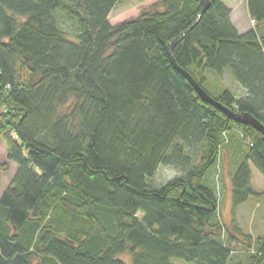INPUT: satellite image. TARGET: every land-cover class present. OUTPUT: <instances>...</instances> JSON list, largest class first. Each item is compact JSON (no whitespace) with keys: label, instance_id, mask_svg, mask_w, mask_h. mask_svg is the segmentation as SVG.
Wrapping results in <instances>:
<instances>
[{"label":"trees","instance_id":"1","mask_svg":"<svg viewBox=\"0 0 264 264\" xmlns=\"http://www.w3.org/2000/svg\"><path fill=\"white\" fill-rule=\"evenodd\" d=\"M120 1L0 0V146L17 166L0 197V264H264V234L239 229L242 258L224 238L211 175L232 148L234 208L246 202L263 135L205 102L167 51L195 24L178 65L206 92L229 69L245 93L212 97L264 124V0H247L256 27L242 34L229 0L200 18L203 0H162L112 25ZM163 164L182 174L153 186Z\"/></svg>","mask_w":264,"mask_h":264},{"label":"rangeland","instance_id":"2","mask_svg":"<svg viewBox=\"0 0 264 264\" xmlns=\"http://www.w3.org/2000/svg\"><path fill=\"white\" fill-rule=\"evenodd\" d=\"M162 0H147L140 2L138 0H121L111 11L109 15V23L116 25L125 20H130L138 17L145 10L151 9L153 6L160 3ZM231 9L234 8L233 24L238 31L245 33L250 29L256 27L245 7V0H233L225 2ZM232 7V8H231ZM65 27L72 31L70 22ZM259 30L264 32V27ZM210 72V71H208ZM208 82L204 83V87L213 97L218 95L222 87L228 88L233 94L242 96L245 93L244 88L235 80L229 69H226L222 75L211 74ZM213 83V84H212ZM216 85V86H215ZM232 148H225L223 156L225 161H218L216 169L211 171V175L216 178V185L218 193L220 194V214L224 222L225 231L224 238L228 239L229 236H234L240 240L233 242V246L237 247L239 251L236 253L237 257L242 258L244 237L239 236V229L245 234H251L252 238L260 237L264 234V175L260 170L252 164V187L256 193L251 195L246 202L234 208L233 205V192L231 182V166L237 162V152H231ZM224 164V165H223ZM17 170V166L8 161L7 148L5 142L0 146V197L4 189L9 185L10 179L13 177ZM182 174L181 167L174 165H161L158 168L155 176L152 177L153 186L161 187L169 180ZM211 178V177H210ZM241 251V252H240ZM123 258L127 264H132L128 255Z\"/></svg>","mask_w":264,"mask_h":264},{"label":"water","instance_id":"3","mask_svg":"<svg viewBox=\"0 0 264 264\" xmlns=\"http://www.w3.org/2000/svg\"><path fill=\"white\" fill-rule=\"evenodd\" d=\"M230 1H233V0H230ZM210 5H211V0H203L202 10H201L198 18H200V16L210 7ZM194 25H191L188 29H186L184 32H182L180 35H178L167 46L168 55H169V58H170L172 64L184 77H186L188 79V81L194 87L197 94L205 102L215 106L216 108H218L219 110L224 112L229 119H233L236 122L243 123L246 125H250L251 127L256 129L257 131L262 133L263 140H264V124L262 122H260L258 119H256L255 117H253L249 113L242 114V113L234 112L230 108L223 105L221 102L214 99L208 92H206L204 90V88L194 79V77L187 70H185L184 68L179 66L178 63L176 62V59L174 58L172 51H173L174 47L185 38L186 34L193 28Z\"/></svg>","mask_w":264,"mask_h":264},{"label":"crops","instance_id":"4","mask_svg":"<svg viewBox=\"0 0 264 264\" xmlns=\"http://www.w3.org/2000/svg\"><path fill=\"white\" fill-rule=\"evenodd\" d=\"M232 8V7H231ZM245 9H246V11L248 12V10H247V0H245V7H244ZM232 18H234V8H232ZM231 18V19H232ZM232 21H233V19H232ZM239 30V29H238ZM241 34H242V31L240 30L239 31Z\"/></svg>","mask_w":264,"mask_h":264}]
</instances>
